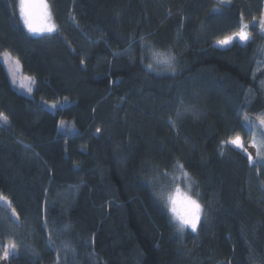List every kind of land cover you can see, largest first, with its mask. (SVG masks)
Segmentation results:
<instances>
[{
    "label": "trees",
    "instance_id": "trees-1",
    "mask_svg": "<svg viewBox=\"0 0 264 264\" xmlns=\"http://www.w3.org/2000/svg\"><path fill=\"white\" fill-rule=\"evenodd\" d=\"M47 3L57 31L32 36L0 0V56L34 78L19 93L0 59V193L22 251L7 264H264V159L221 143L255 154L242 121L264 116V0ZM241 16L250 39L217 47ZM152 50L175 73L146 67L165 68ZM175 180L202 206L195 231L153 193Z\"/></svg>",
    "mask_w": 264,
    "mask_h": 264
},
{
    "label": "snow or ice",
    "instance_id": "snow-or-ice-1",
    "mask_svg": "<svg viewBox=\"0 0 264 264\" xmlns=\"http://www.w3.org/2000/svg\"><path fill=\"white\" fill-rule=\"evenodd\" d=\"M221 3L224 0H220ZM19 13L22 18L23 24L27 31L31 34H40L44 33H53L57 31V25L52 20V14L49 10V5L47 0H19ZM241 26L240 31L232 33V35L226 36L223 39L217 41V44L220 46H227L234 42L236 38H238L241 42H247L250 39L249 34L246 29L249 27L248 24L243 23V16H241ZM260 28L264 31V13L261 14L259 20ZM5 57L10 54H2ZM152 59L155 62L156 66L164 65V69H159L158 67H154V64L150 63L146 65L149 69L153 70H167L175 73L176 69L174 66L175 56L170 52L165 53L161 51L152 50ZM7 62V60H5ZM15 65L17 68L20 67V61L16 60ZM23 79L28 80L30 82H34L32 77H24ZM15 79H13V83H15ZM28 92H31V87L27 88ZM53 108L57 107L56 104L52 105ZM185 112L189 111L188 108H185ZM177 115H181V112L178 110ZM0 119H2L3 123L7 124V118L3 117V114H0ZM174 125V121H170ZM63 124V121H61ZM242 124L245 126L248 124H253L248 116H244ZM253 126L259 127L262 130L261 135L264 136V116L259 119L258 124H253ZM99 131V129H97ZM222 144H231L237 148L242 149L247 154V159L250 164H255L257 160L264 158V142L257 144V153L256 159L253 158L251 153L247 152V149L244 148L242 137L237 135L234 138H229L227 141H222ZM253 143L256 144V141L253 140ZM177 167L183 169V165L178 164ZM182 175L186 179H190V176L187 172H182ZM191 185H189V189ZM0 200H4L7 203L6 197L0 196ZM167 202L170 205V212L172 213L174 219L178 224V231H183L185 228L190 227L193 231L196 230L198 223L200 222L202 206L201 204L194 199L191 195L187 193L181 192L179 187L176 188L175 196H168ZM15 210L13 209V212ZM16 245L15 243L6 245L3 248L2 253H0V260H8L12 255H16Z\"/></svg>",
    "mask_w": 264,
    "mask_h": 264
},
{
    "label": "rangeland",
    "instance_id": "rangeland-1",
    "mask_svg": "<svg viewBox=\"0 0 264 264\" xmlns=\"http://www.w3.org/2000/svg\"><path fill=\"white\" fill-rule=\"evenodd\" d=\"M49 10H50V7H49ZM50 12H51V10H50ZM263 13H264V8H263ZM19 15H20V13H19ZM52 20H53V17H52ZM21 21H22V18H21ZM53 22H54V20H53ZM22 23H23V21H22ZM257 23L259 24V21ZM29 34L32 35V36H40V34H31V33H29ZM45 34H49V33H44L43 35H45ZM234 42H237V43H240V44H244L245 43V42H241L238 38H236L234 40ZM215 45L217 47H219V48H225V47L229 46V45L220 46V45L217 44V42L215 43ZM3 54H9V53H3ZM0 59H1V62L3 64V66H4V69L6 71V74H7V77H8L10 85L13 88H15L19 93H21V94H23L25 96H31L32 95V91L28 92L27 88L31 87V89H33L34 82H30L28 80L23 79L24 77H31V76L23 74L22 71H21V66L19 68L16 67V65H15L16 59L13 58L11 55H9L7 57H5L4 55H1ZM5 60H7V62H5ZM13 79H15V81H16L15 83H13ZM33 81H34V78H33ZM67 103H68V100L65 99V100H63L62 102H59V103H44V105H45V107L47 109L54 110L57 107L66 105ZM53 104H56L57 107L53 108L52 107ZM260 118H261L260 115L256 116V118L252 121L253 124H258ZM61 121H63V124H61ZM253 124H249V126H250V129L252 131L251 145L253 146V148L255 150V154H252L247 149V147L244 144L243 145H244V148L247 149V152L251 153L253 158L256 159V157H255L256 153H257V146L256 145L264 142V136L261 135L262 130L259 127L253 126ZM65 125L66 126L67 125L71 126L72 125L71 121L60 120L59 121V125H58L59 126V130H62ZM253 140L256 141V144L253 143ZM231 146L234 149L242 152L247 158V154L242 149L237 148L234 145H231ZM262 159H264V158H262ZM172 183H173V185H171V187H169L168 190H163L162 187L159 186L158 184L155 185L154 188H153V193H154V195L156 196L157 199H159L162 203H164L167 206V208H168L167 210L170 213L172 219L174 221H176L174 219L172 213L170 212V205L167 202V197L170 196V195L171 196H175L177 187H179L181 189V192L187 193L188 195H190V194L183 187L179 186L178 181L175 180ZM0 196L5 197L1 193H0ZM7 201H9V200L7 199ZM16 222H18V219H17V216H16L15 212H13V209L10 208V203H7L4 200H0V253H2L3 248L6 245H9V244H12V243H15L16 251H21V250H19L20 249L19 246L21 247V245L19 243L20 240H18V238H16V233L18 231V226L16 225ZM188 229L192 230L190 227H188ZM53 242H55V244H57V247L55 248V250L57 252H60V254L62 256H65L68 250L66 249V247L62 246L61 239L59 238L58 235L57 236H55V235L51 236V239H49V243H48L49 247H51V248L53 247ZM22 246H23V248L28 249V250H26L25 253H27V254L33 253V251L31 250L29 244H22ZM7 263H8L7 260H0V264H7Z\"/></svg>",
    "mask_w": 264,
    "mask_h": 264
}]
</instances>
